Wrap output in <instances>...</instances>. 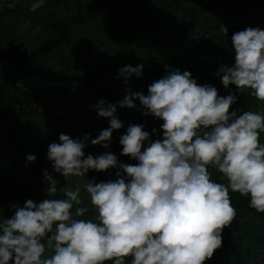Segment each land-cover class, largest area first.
Masks as SVG:
<instances>
[{"label":"clouds","instance_id":"obj_1","mask_svg":"<svg viewBox=\"0 0 264 264\" xmlns=\"http://www.w3.org/2000/svg\"><path fill=\"white\" fill-rule=\"evenodd\" d=\"M231 45L235 63L216 75L226 89H250L264 102V29L238 31ZM133 75L143 76L142 64L122 67L117 79L127 84ZM136 99L145 116L163 121V138L151 142L143 125L128 126L120 137L121 154L139 161L133 165L110 152L85 156L89 137L60 134L47 156L66 181L110 168L118 169V178L84 182L96 211L84 219L89 208L81 206V186L59 189L63 198H53L59 181L45 170L49 198L28 199L23 207L14 206L11 218H0V264H206L237 215L230 190L250 196V207L264 213V111H231L235 93L221 96L216 87L199 85L191 72L171 68L148 86L147 95L129 91L119 106L134 108ZM93 107L110 119V127L91 143L107 148L123 124L116 105L100 99ZM210 167L227 184L214 181Z\"/></svg>","mask_w":264,"mask_h":264},{"label":"trees","instance_id":"obj_2","mask_svg":"<svg viewBox=\"0 0 264 264\" xmlns=\"http://www.w3.org/2000/svg\"><path fill=\"white\" fill-rule=\"evenodd\" d=\"M248 27L264 29V0H0V218H11L14 206L28 199L49 198L45 170L59 181L53 198H63L59 189L81 186V206L89 208L82 218L95 217L82 186L86 180L115 181L118 169L89 170L66 181L54 171L48 145L59 143L62 133L89 137L85 156L110 152L121 163L138 164L121 154L120 137L139 124L154 142L163 138V121L145 116L138 99L134 108L119 102L129 91L147 95L168 68L191 72L199 85H212L221 96L235 93L230 110L264 111L250 89H226L216 75L234 65L231 37ZM141 64L142 77L133 75L127 84L117 79L122 67ZM100 99L116 105L123 124L107 148L91 143L110 127V119L93 107ZM28 154L37 160L29 163ZM209 171L214 181L227 184L216 169ZM230 198L237 215L206 264H264V213L250 207V196L230 190Z\"/></svg>","mask_w":264,"mask_h":264},{"label":"rangeland","instance_id":"obj_3","mask_svg":"<svg viewBox=\"0 0 264 264\" xmlns=\"http://www.w3.org/2000/svg\"><path fill=\"white\" fill-rule=\"evenodd\" d=\"M231 111H238L239 113H242L241 107H234Z\"/></svg>","mask_w":264,"mask_h":264}]
</instances>
